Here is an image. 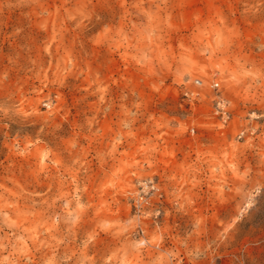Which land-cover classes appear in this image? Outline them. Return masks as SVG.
<instances>
[{"label":"rangeland","instance_id":"374dc122","mask_svg":"<svg viewBox=\"0 0 264 264\" xmlns=\"http://www.w3.org/2000/svg\"><path fill=\"white\" fill-rule=\"evenodd\" d=\"M0 264H264V0H0Z\"/></svg>","mask_w":264,"mask_h":264},{"label":"built area","instance_id":"2783aa9c","mask_svg":"<svg viewBox=\"0 0 264 264\" xmlns=\"http://www.w3.org/2000/svg\"><path fill=\"white\" fill-rule=\"evenodd\" d=\"M196 83L198 85H201L202 84V82L200 80H197ZM214 85H215V87H219V84L218 83H216ZM218 108H219L220 113L223 115V117L226 118V119H228L229 118L228 117V112L226 110V104H225L224 101L221 100V101L218 102Z\"/></svg>","mask_w":264,"mask_h":264}]
</instances>
